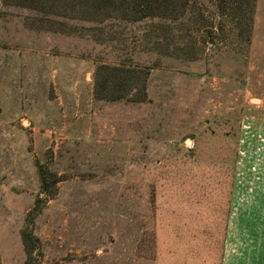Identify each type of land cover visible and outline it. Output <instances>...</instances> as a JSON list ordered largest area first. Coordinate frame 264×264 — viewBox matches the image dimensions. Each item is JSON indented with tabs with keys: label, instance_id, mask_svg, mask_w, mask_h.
<instances>
[{
	"label": "rangeland",
	"instance_id": "obj_1",
	"mask_svg": "<svg viewBox=\"0 0 264 264\" xmlns=\"http://www.w3.org/2000/svg\"><path fill=\"white\" fill-rule=\"evenodd\" d=\"M32 1L0 0V264H218L227 189L264 137V0L250 42L213 45L193 16L164 33Z\"/></svg>",
	"mask_w": 264,
	"mask_h": 264
},
{
	"label": "trees",
	"instance_id": "obj_2",
	"mask_svg": "<svg viewBox=\"0 0 264 264\" xmlns=\"http://www.w3.org/2000/svg\"><path fill=\"white\" fill-rule=\"evenodd\" d=\"M204 2L214 5L212 17L208 16ZM32 3V8L90 23H101L111 19L129 22L149 20L151 26L164 30V33L176 29L175 22L184 17H187L184 20H189V16H193V21L197 25L196 30L199 31L203 26L205 34L212 35L197 40L196 44L209 42L213 45L218 43L220 35L225 31L233 34L238 40L250 42L256 0H33ZM162 36L167 47L175 42L172 36L169 38ZM98 70L108 76L126 73L128 79L136 80L139 77V72L134 69L114 65H99ZM40 179L45 191L54 182L43 169H40Z\"/></svg>",
	"mask_w": 264,
	"mask_h": 264
},
{
	"label": "crops",
	"instance_id": "obj_3",
	"mask_svg": "<svg viewBox=\"0 0 264 264\" xmlns=\"http://www.w3.org/2000/svg\"><path fill=\"white\" fill-rule=\"evenodd\" d=\"M259 141L227 189L218 264H264V137Z\"/></svg>",
	"mask_w": 264,
	"mask_h": 264
}]
</instances>
